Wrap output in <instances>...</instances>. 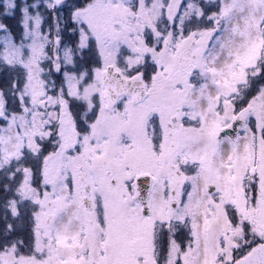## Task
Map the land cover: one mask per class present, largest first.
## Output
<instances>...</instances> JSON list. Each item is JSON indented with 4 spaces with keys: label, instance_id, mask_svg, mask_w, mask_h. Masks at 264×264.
<instances>
[{
    "label": "snow or ice",
    "instance_id": "snow-or-ice-1",
    "mask_svg": "<svg viewBox=\"0 0 264 264\" xmlns=\"http://www.w3.org/2000/svg\"><path fill=\"white\" fill-rule=\"evenodd\" d=\"M0 264H264V0H0Z\"/></svg>",
    "mask_w": 264,
    "mask_h": 264
}]
</instances>
